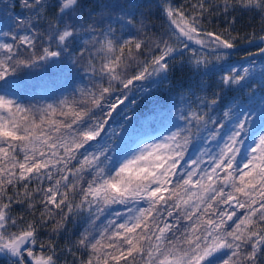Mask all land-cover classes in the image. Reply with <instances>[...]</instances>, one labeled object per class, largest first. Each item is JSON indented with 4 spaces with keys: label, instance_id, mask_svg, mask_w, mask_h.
Listing matches in <instances>:
<instances>
[{
    "label": "snow or ice",
    "instance_id": "6c2138e0",
    "mask_svg": "<svg viewBox=\"0 0 264 264\" xmlns=\"http://www.w3.org/2000/svg\"><path fill=\"white\" fill-rule=\"evenodd\" d=\"M260 45L264 0H0V260L264 264Z\"/></svg>",
    "mask_w": 264,
    "mask_h": 264
},
{
    "label": "trees",
    "instance_id": "16d2710c",
    "mask_svg": "<svg viewBox=\"0 0 264 264\" xmlns=\"http://www.w3.org/2000/svg\"><path fill=\"white\" fill-rule=\"evenodd\" d=\"M156 0H153V3H155ZM184 0H174V3L176 4H180L183 3ZM192 2H195V0H192ZM16 12H20V8L17 5V7L15 8ZM247 18V17H246ZM157 22L158 21V17H157ZM215 21L212 24H209L207 26V30H212L215 27ZM223 27V25L221 26ZM248 31L250 32L251 29H240L239 30V35L243 36L244 32ZM233 35H237V32H233ZM246 39V37H245ZM238 44H241L242 47L247 51V52H255L257 51L255 47H249L245 44H243L241 41H237ZM240 54H245L244 51H240ZM179 75H177L175 73L174 79L181 77L182 72L179 71ZM219 72L215 73L214 75H211L209 77H206V81L212 85V87L214 88L216 86V80H217V74ZM72 75L73 73H68L65 72L63 75L54 72V70L50 67V66H45L43 68H32V69H27V70H22L19 74H18V78H17V84L19 85L21 94L25 97V101L24 102H28V98L32 97V96H36L37 99H39L40 97H43L46 92H51V91H57L59 89L62 88H66L68 87V84L71 83L72 80ZM220 75V73H219ZM218 75V76H219ZM2 83V82H0ZM212 89L210 88L209 91H211ZM69 91H71V89H69ZM157 96H162V94L157 91L156 94ZM31 102H35V101H31ZM138 112L140 111L139 109L137 110ZM15 211H19L18 209H16ZM49 227H51V225H49ZM71 227V225H70ZM47 239V234L44 232V230H41V237L40 240H46ZM40 240H38L37 244L40 243ZM61 244H63V241H60ZM37 252H39V248L37 247ZM87 258V255L85 254V259ZM65 259L71 260V257H65V256H60V260L58 261V264H63V261ZM0 264H5V261L0 260Z\"/></svg>",
    "mask_w": 264,
    "mask_h": 264
},
{
    "label": "rangeland",
    "instance_id": "374dc122",
    "mask_svg": "<svg viewBox=\"0 0 264 264\" xmlns=\"http://www.w3.org/2000/svg\"><path fill=\"white\" fill-rule=\"evenodd\" d=\"M245 45H247V44H245ZM260 46L263 47L264 45H260ZM193 47H198V46L197 45H193ZM252 59L256 61V63H255V72L259 73L262 70V67H264V57L258 55L256 57H252ZM236 62H240V63L238 64ZM228 63L230 65H232V66L239 67V66H241V64H246L247 63V58L245 57V54H240V51H236V52H234L233 55L228 57ZM186 72H187V70L182 72V75H185ZM176 74L179 75L180 74L179 71H177ZM218 75H219V73L217 74V77H218ZM154 94H156V93H154ZM227 95L229 97H231V96L234 95V93L228 92ZM194 151H199V148L194 149Z\"/></svg>",
    "mask_w": 264,
    "mask_h": 264
},
{
    "label": "water",
    "instance_id": "95a60500",
    "mask_svg": "<svg viewBox=\"0 0 264 264\" xmlns=\"http://www.w3.org/2000/svg\"><path fill=\"white\" fill-rule=\"evenodd\" d=\"M248 46V45H247ZM264 47V46H263ZM254 53H256V52H254ZM259 54L257 53L256 55H254L253 57H256V56H258Z\"/></svg>",
    "mask_w": 264,
    "mask_h": 264
}]
</instances>
